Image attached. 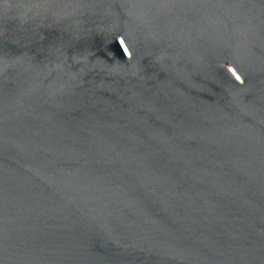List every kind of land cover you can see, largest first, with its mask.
<instances>
[{
  "label": "water",
  "instance_id": "obj_1",
  "mask_svg": "<svg viewBox=\"0 0 264 264\" xmlns=\"http://www.w3.org/2000/svg\"><path fill=\"white\" fill-rule=\"evenodd\" d=\"M0 264H264V0H0Z\"/></svg>",
  "mask_w": 264,
  "mask_h": 264
}]
</instances>
